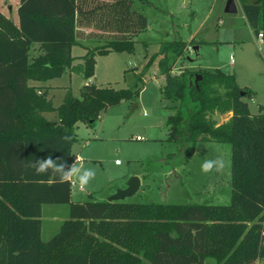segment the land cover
I'll return each instance as SVG.
<instances>
[{"label":"trees","instance_id":"16d2710c","mask_svg":"<svg viewBox=\"0 0 264 264\" xmlns=\"http://www.w3.org/2000/svg\"><path fill=\"white\" fill-rule=\"evenodd\" d=\"M17 1V24L0 13V264L264 260V105L256 115L249 112L244 99H251L253 92L219 70L173 74V64L188 44L166 43L145 68L158 58L161 95L177 104L166 120L168 135L176 143L230 145L229 204L72 202L69 182L36 175L27 164L49 152L72 163L76 125L93 126L108 109L134 104L142 88L87 84L79 98L67 89L55 108L48 89L29 82L58 79L71 71V50L84 38L101 43L85 49L84 80L93 77L96 56L132 53L135 37L148 27L142 13L148 0ZM236 1L249 29L256 38L261 34L264 44V0ZM34 45L39 54L31 56ZM51 112H56L57 122L42 115ZM228 114L222 124L214 119ZM65 135L72 137L66 144L60 141ZM44 205L68 207L67 219L46 241L41 238Z\"/></svg>","mask_w":264,"mask_h":264},{"label":"rangeland","instance_id":"374dc122","mask_svg":"<svg viewBox=\"0 0 264 264\" xmlns=\"http://www.w3.org/2000/svg\"><path fill=\"white\" fill-rule=\"evenodd\" d=\"M226 3L227 0H148L142 8L148 27L135 37L132 53L96 56L94 75L88 80L83 79L81 72L82 57L85 49L101 43L84 38L79 40V46L72 48V72L50 83L56 87L50 94L55 108L62 102L64 87L76 98L87 84L116 90L132 88L135 84L142 88L134 104L126 102L108 109L93 126L76 125V142L71 153L82 156L84 166L94 168L96 176L86 189L71 188L72 202L107 201L117 191L125 189L132 177H137L140 180L138 192L122 202L229 204L230 145L209 141L176 143L170 139L166 120L175 113L177 104L161 95L163 81L158 58L145 68L148 60L166 43L185 42L188 47L184 55L175 60L173 74L184 70H219L225 75H234L239 87L253 92L251 99L244 100L249 112L258 114V108L264 105V44L249 29L238 2L234 14L225 13ZM16 6L17 0H0V13L15 24L18 23ZM37 52L33 49L31 56H36ZM53 115L56 117V112L50 114L49 119L53 120ZM229 117L230 114L215 115L214 119L222 124ZM136 137L142 140L137 141ZM216 157L225 161L224 169L219 173H202L201 163ZM56 207L68 211L66 205ZM62 215L44 213L42 240L57 233L61 224L52 222L51 218ZM205 264L214 263L209 259ZM254 264H264V260Z\"/></svg>","mask_w":264,"mask_h":264},{"label":"clouds","instance_id":"9594fccd","mask_svg":"<svg viewBox=\"0 0 264 264\" xmlns=\"http://www.w3.org/2000/svg\"><path fill=\"white\" fill-rule=\"evenodd\" d=\"M71 139L72 137L69 135L60 137V141L65 144ZM83 160L84 158L81 156L75 158L74 162L69 164L62 156H54L52 152H49L46 156L29 161L27 167L33 169L36 175L51 174L61 182L75 180L80 189H86L90 182L95 179L96 171L92 167H85ZM224 167L225 161L220 157H216L214 159L204 160L200 165V170L205 174L212 171L219 173Z\"/></svg>","mask_w":264,"mask_h":264},{"label":"crops","instance_id":"0c3cea01","mask_svg":"<svg viewBox=\"0 0 264 264\" xmlns=\"http://www.w3.org/2000/svg\"><path fill=\"white\" fill-rule=\"evenodd\" d=\"M17 6H18V1H17ZM17 6H16V9H17ZM33 49H36L37 51H38V45H34L33 46ZM194 50H197L196 48H194ZM39 54V51L37 52V55ZM70 72H72V71H69L68 73H70ZM62 77V76H61ZM55 79H53V80H49V81H46V82H33V81H30L29 82V84H30V86H34V87H44V88H47L48 89V98L50 99V94H51V92H52V90L54 89V88H56V87H53L50 83L52 82V81H54ZM87 83V82H86ZM85 83V84H86ZM67 89H69V88H66V87H64V92L66 93V91H67ZM65 95V94H64ZM51 100V99H50ZM50 114H54V112H51V113H44V114H42L43 115V117L44 118H46L48 121H51V122H57L58 121V118H57V116L55 117L54 115H53V117H54V119L52 120V119H49V116H50ZM76 157V156H75ZM74 182V181H73ZM75 183V182H74ZM76 184V183H75ZM76 187H78L77 186V184H76ZM75 187V188H76ZM79 189V188H78ZM81 190V189H80ZM71 201H72V198H71ZM55 206V207H54ZM57 205H44V206H42L41 207V238H42V219L44 218L43 216H44V213L45 214H48V215H50V214H56V213H63L64 215H62V217L61 218H51V221L52 222H58L59 224H61L63 221H65L66 219H67V214H68V211H65V210H63V208H58V207H56ZM64 216H66V217H64Z\"/></svg>","mask_w":264,"mask_h":264},{"label":"water","instance_id":"95a60500","mask_svg":"<svg viewBox=\"0 0 264 264\" xmlns=\"http://www.w3.org/2000/svg\"><path fill=\"white\" fill-rule=\"evenodd\" d=\"M237 11L236 6V0H227L226 7H225V13L228 14H234ZM197 79H199V76H197ZM136 105H134L133 108H135ZM140 188V180L137 177H132L129 182L127 183V186L123 190L117 191L114 195H112L107 201L108 202H119L123 201L126 198H129L136 194Z\"/></svg>","mask_w":264,"mask_h":264},{"label":"built area","instance_id":"2783aa9c","mask_svg":"<svg viewBox=\"0 0 264 264\" xmlns=\"http://www.w3.org/2000/svg\"><path fill=\"white\" fill-rule=\"evenodd\" d=\"M257 38L262 42L261 34H259ZM135 139H136L137 141H139V140L141 141V140H142L140 137H136ZM75 158H78V156H76ZM75 158H74V160H75ZM73 162H74V161H73ZM69 183H70V187H71V188L76 187V184H75L73 181H70ZM77 188H79V187H77ZM79 189H80V188H79Z\"/></svg>","mask_w":264,"mask_h":264}]
</instances>
